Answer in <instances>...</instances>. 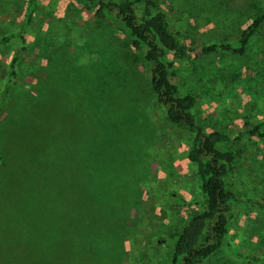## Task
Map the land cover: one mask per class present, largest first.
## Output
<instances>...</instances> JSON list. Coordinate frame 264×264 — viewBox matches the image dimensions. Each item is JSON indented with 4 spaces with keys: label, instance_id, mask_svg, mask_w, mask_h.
I'll list each match as a JSON object with an SVG mask.
<instances>
[{
    "label": "rangeland",
    "instance_id": "1",
    "mask_svg": "<svg viewBox=\"0 0 264 264\" xmlns=\"http://www.w3.org/2000/svg\"><path fill=\"white\" fill-rule=\"evenodd\" d=\"M154 1L177 40L180 95L203 131L232 138L228 189L263 201L264 22L244 55L202 48L235 45L264 0ZM27 4L0 0V94L19 54L0 114V264H169L203 211L191 135L168 121L126 30L85 0H38L23 29ZM227 245L264 260V206L237 209ZM202 264L258 263L225 246Z\"/></svg>",
    "mask_w": 264,
    "mask_h": 264
},
{
    "label": "trees",
    "instance_id": "2",
    "mask_svg": "<svg viewBox=\"0 0 264 264\" xmlns=\"http://www.w3.org/2000/svg\"><path fill=\"white\" fill-rule=\"evenodd\" d=\"M38 0H28L23 29L33 18ZM93 4L96 19L126 30L131 48L140 55L149 83L168 121L179 130L191 135L187 154L194 165L201 191L203 211L193 214L175 235L171 244L169 264H202L223 249L244 259L264 264L263 258L248 256L227 245L230 219L243 205L264 206L263 201L239 198L228 189L227 180L233 175L235 153L232 138L227 132L203 131L192 113L195 100L192 95H180L173 80L170 54L177 49V40L169 31L166 15L154 0H85ZM264 22V11L256 16L240 33L235 45L213 44L202 48V53L216 50L244 55L245 49L257 29ZM11 37L4 38L5 41ZM19 54L11 58L7 82L0 94V114L7 107L16 84V62ZM248 134L260 136L257 128Z\"/></svg>",
    "mask_w": 264,
    "mask_h": 264
}]
</instances>
